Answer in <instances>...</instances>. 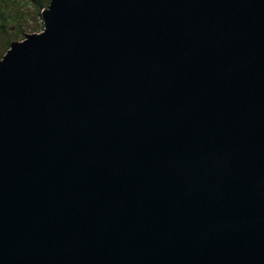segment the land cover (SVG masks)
I'll return each mask as SVG.
<instances>
[{"label": "water", "instance_id": "obj_1", "mask_svg": "<svg viewBox=\"0 0 264 264\" xmlns=\"http://www.w3.org/2000/svg\"><path fill=\"white\" fill-rule=\"evenodd\" d=\"M0 60V264H264V0H51Z\"/></svg>", "mask_w": 264, "mask_h": 264}, {"label": "rangeland", "instance_id": "obj_2", "mask_svg": "<svg viewBox=\"0 0 264 264\" xmlns=\"http://www.w3.org/2000/svg\"><path fill=\"white\" fill-rule=\"evenodd\" d=\"M23 10L26 11L27 16L23 18L21 13L18 14L17 22L12 23L11 18L7 17L8 29L6 33L1 34L0 31V60L9 50L11 42L22 41L25 39L26 34L40 33L44 30V22L42 16L38 14L37 9L27 2L22 4Z\"/></svg>", "mask_w": 264, "mask_h": 264}, {"label": "trees", "instance_id": "obj_3", "mask_svg": "<svg viewBox=\"0 0 264 264\" xmlns=\"http://www.w3.org/2000/svg\"><path fill=\"white\" fill-rule=\"evenodd\" d=\"M25 2L33 5L37 9L38 14L42 16V11L49 6L51 0H0V31L2 32L1 34L6 33L9 27L7 17L10 16V13L11 16H14L11 18L12 23L17 22V17L20 13L23 18L27 16L26 11L22 8V4Z\"/></svg>", "mask_w": 264, "mask_h": 264}]
</instances>
